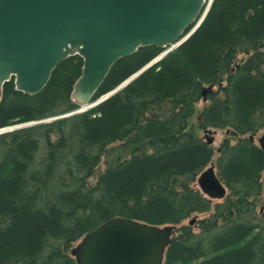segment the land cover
<instances>
[{
  "label": "trees",
  "instance_id": "1",
  "mask_svg": "<svg viewBox=\"0 0 264 264\" xmlns=\"http://www.w3.org/2000/svg\"><path fill=\"white\" fill-rule=\"evenodd\" d=\"M201 18L150 67L165 47L119 59L86 111L41 121L80 109V55L36 94L5 84L0 129L23 124L0 132V264H77L75 243L114 216L178 225L164 264H264V150L250 139L264 128V0H212L186 35ZM203 99L198 129L234 138L217 148L192 127ZM215 156L218 201L198 186Z\"/></svg>",
  "mask_w": 264,
  "mask_h": 264
},
{
  "label": "water",
  "instance_id": "2",
  "mask_svg": "<svg viewBox=\"0 0 264 264\" xmlns=\"http://www.w3.org/2000/svg\"><path fill=\"white\" fill-rule=\"evenodd\" d=\"M207 0H0V102L5 84L36 94L55 68L73 55L83 58L73 100L81 110L90 104L113 65L143 46L182 43L200 25ZM211 84L204 90H212ZM206 98V97H205ZM206 141L217 130L207 128ZM264 150V129L250 135ZM212 199L228 194L211 164L198 177ZM196 217L190 220L194 224ZM178 226L157 225L114 216L87 232L72 248L77 264H164Z\"/></svg>",
  "mask_w": 264,
  "mask_h": 264
},
{
  "label": "rangeland",
  "instance_id": "3",
  "mask_svg": "<svg viewBox=\"0 0 264 264\" xmlns=\"http://www.w3.org/2000/svg\"><path fill=\"white\" fill-rule=\"evenodd\" d=\"M209 1H210V0H209ZM177 45H178V44H174V45L172 44V45H168V46H166L165 49H164V52H163L162 54L166 55L170 50H172L173 48H176ZM155 62H157L156 59H155V60H154V61H153L148 67H150L151 65H153ZM216 88H217V87H216ZM113 93H114V92H113ZM101 100H102V98H101V99L99 98V99L96 100V101H91L90 104H88L87 106H85L86 108H85L84 110H82V111H86V110L90 109L91 107L97 105ZM208 103H209V101L206 100V99L201 100V101L197 104V106H196L197 112H196L194 118L192 119V127H194V128L199 132V134H200L201 136H205V133H204V130L200 131V130L198 129V127H197V125H198V115H199V112H200V111H201V110H202V109H203ZM75 112H80V111H72V112H69V113H66V114H63V115H60V116H54V117H51V118H46V119H43V120H41V121H43V122H49V121L55 120V119H57V118H59V117L70 116V115L74 114ZM37 122H40V121H34V122L29 123V124L26 123L25 125H31V124H33V123H37ZM22 124H23V123H14V124H10L8 127H4V128H2V129H0V132H6V131H8V130H12V129H14V128L19 127V126L22 125ZM260 132H261V131H260ZM260 132H259V135H260ZM225 138L234 139L231 135H229V134L227 133L226 130H223V129H217V132H216V134H215V142L213 143V146H214L215 148L219 147V145L222 143V141H223ZM213 163L216 164V156L214 157ZM105 166H106V165H105V161L103 160L102 163H101V165H100V167L98 168L99 171L103 170V169L105 168ZM218 200H220V199H214V201H218ZM204 215H206V214H200L199 216H200V217H203ZM186 222H188V220H187ZM78 242H79V240L75 243V245H76Z\"/></svg>",
  "mask_w": 264,
  "mask_h": 264
},
{
  "label": "bare ground",
  "instance_id": "4",
  "mask_svg": "<svg viewBox=\"0 0 264 264\" xmlns=\"http://www.w3.org/2000/svg\"><path fill=\"white\" fill-rule=\"evenodd\" d=\"M152 62H153V61H152ZM152 62H151V63H152ZM151 63H150V64H151ZM150 64H149V65H150ZM149 65H148V66H149ZM85 108H86V107L82 108L81 111L84 110Z\"/></svg>",
  "mask_w": 264,
  "mask_h": 264
}]
</instances>
